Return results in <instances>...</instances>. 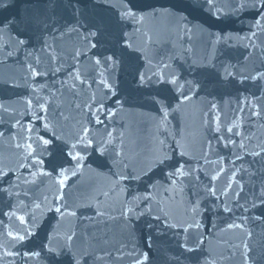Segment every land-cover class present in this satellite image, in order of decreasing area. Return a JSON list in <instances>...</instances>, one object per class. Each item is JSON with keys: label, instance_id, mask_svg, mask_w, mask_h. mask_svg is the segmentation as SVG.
I'll return each instance as SVG.
<instances>
[{"label": "water", "instance_id": "1", "mask_svg": "<svg viewBox=\"0 0 264 264\" xmlns=\"http://www.w3.org/2000/svg\"><path fill=\"white\" fill-rule=\"evenodd\" d=\"M253 3L0 0V264H264Z\"/></svg>", "mask_w": 264, "mask_h": 264}, {"label": "snow or ice", "instance_id": "2", "mask_svg": "<svg viewBox=\"0 0 264 264\" xmlns=\"http://www.w3.org/2000/svg\"><path fill=\"white\" fill-rule=\"evenodd\" d=\"M243 6L244 5H241V7H243ZM251 6L254 8H259L262 11H264V0H255V3H253ZM125 15L135 16L136 14H135V12L129 10L127 13H125ZM92 35H95V33H92ZM20 43L23 44V43H25V41L21 40ZM108 59H111V57H109ZM97 63H99V61H97ZM141 79H143V77H141ZM43 143L48 144L49 141L45 140V141H43ZM89 143H91V141H89ZM57 211H59V209H57ZM21 219H23V218L21 217ZM20 239L22 240V239H24V237H20ZM145 259H147V256H145Z\"/></svg>", "mask_w": 264, "mask_h": 264}]
</instances>
